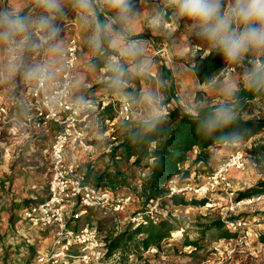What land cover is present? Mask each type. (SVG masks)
I'll return each mask as SVG.
<instances>
[{"label": "rangeland", "instance_id": "374dc122", "mask_svg": "<svg viewBox=\"0 0 264 264\" xmlns=\"http://www.w3.org/2000/svg\"><path fill=\"white\" fill-rule=\"evenodd\" d=\"M134 3L139 16L131 25L128 38L143 44L144 55L137 60L122 56L119 49L109 47L107 42L102 50H94L89 46L87 41L92 32V22L97 18L104 21L105 15L112 14L104 8L102 0H94L90 12H81L72 7L71 0H64V13L57 19V24L62 29L59 51L51 52L45 48L39 52L29 50L18 52L9 45L0 44V58H3L0 60L2 64L0 97L4 100L0 107L7 110V114L0 117V231L4 228L2 223L10 220L11 214H16L14 176L11 172L15 167L24 172L30 171L31 163L28 162L26 151L32 150L31 146L34 145L37 134L44 131H36L24 125L30 114L25 119H20L19 99L25 96L30 98L33 83L32 80L24 79L23 71L26 66L47 64L50 71L56 74L51 83L53 84L59 79L57 70L62 67L63 54L69 40L75 39L79 45L80 57L75 70L72 99L93 101L100 106L106 104L93 118L90 137L91 134L94 136L107 134L110 137L108 142L114 146L107 155H97L93 143L92 152L81 150L85 153L83 160L86 169L84 171L81 168V172L85 175L92 172L90 181L93 183H97L98 178L105 174H118L115 178H106L105 182L111 184L117 193L133 197V201L122 213L106 214L95 210L84 215L80 227L84 225L95 227L106 243L105 239L111 233L121 232L130 224H134L131 219L142 212L144 207L139 194L143 184L142 178L148 171L135 167L133 161L128 162L121 156V150L114 153V149L120 144L119 140L127 132V123L152 121L157 115L165 117L175 107L186 112L188 108H195L197 111L199 107L218 104L224 100L232 102L234 96L226 97L223 89L231 88L236 94L241 88L248 87L245 73L253 67L254 62H264V50L250 51L239 62L224 61V70L221 76L214 80L215 86L211 83L200 84L193 67L198 57H205L213 50L209 44L192 34L190 22L175 16L174 9L167 5L166 0H134ZM0 7L18 9L21 14H28L33 9L32 0H0ZM157 13H160V19L153 27V18ZM84 17L87 18V23ZM113 60L123 65L127 73L126 87L120 92L110 87L112 76L110 74L113 73L109 64ZM138 61L147 64V70L142 74H137L134 70V65ZM12 65H15V70L11 69ZM4 67L7 68L6 72ZM123 104H130L133 110L130 121L124 120L121 116ZM28 107L31 109V106ZM242 114L244 118L264 119V96L246 102ZM106 120L110 122L106 123ZM239 142L247 152L248 167L244 172L232 173L233 196L230 197L223 191L213 192L205 197L209 203L203 207L177 206L169 198L160 201L159 211L162 213L160 221L161 218L172 216L181 219L184 228L175 231L169 240L164 241L161 249L153 247L145 252L141 259L133 255L125 264H264V201L237 205L238 195L248 190L238 186L242 180L240 173H246L251 168L253 173L249 172L246 175V178H251L250 183L256 186L259 181H264V173L260 169L264 161L257 164L256 159L249 153L256 147H264V130L255 141ZM233 150L234 148L231 152ZM68 152L70 151H67V159ZM49 153L50 150L46 157L47 161H44L46 168ZM216 167L213 157L210 166L204 167L202 173L192 174L188 179H180L182 182L200 184ZM120 180L125 182V186L119 183ZM178 196L185 198L187 202L205 199L192 194ZM219 219L225 223V229L235 234L234 238H220L217 230H206L207 225ZM238 220L246 222L247 227L237 231L228 227V222ZM4 238L6 239L7 235L0 234V241ZM54 242L55 233L48 250L53 247ZM192 242H197L198 247L188 246ZM47 251L36 254L35 262L39 254Z\"/></svg>", "mask_w": 264, "mask_h": 264}, {"label": "built area", "instance_id": "2783aa9c", "mask_svg": "<svg viewBox=\"0 0 264 264\" xmlns=\"http://www.w3.org/2000/svg\"><path fill=\"white\" fill-rule=\"evenodd\" d=\"M79 57V45L75 39H70L63 54L62 67L57 70L59 79L50 86L48 79L33 81L29 93L32 113L24 125L36 131L46 130L50 124L59 128L50 146L47 163L48 197L24 212L27 223L40 229H51L55 233L53 247L39 254L36 264H114L106 258L107 244L98 230L90 225L80 227V222L89 211L122 213L133 201L129 194H119L88 182L77 164L67 161L68 150L73 154L81 150L93 151L90 137L93 118L106 105L72 99ZM120 113L124 120L130 121L133 115L130 104H123ZM185 113L188 114L187 111ZM6 114V108L0 107V117ZM247 167V152L238 145L202 183L171 179L166 186L168 197L192 194L205 198L216 191H223L231 197L234 190L232 173L244 172ZM261 201H264V194L241 200L237 205ZM160 207V200L153 201L148 209L137 213L131 221L139 226L158 223L162 215ZM228 227L237 231L247 227V223L231 221Z\"/></svg>", "mask_w": 264, "mask_h": 264}, {"label": "clouds", "instance_id": "9594fccd", "mask_svg": "<svg viewBox=\"0 0 264 264\" xmlns=\"http://www.w3.org/2000/svg\"><path fill=\"white\" fill-rule=\"evenodd\" d=\"M104 8L112 13L92 22L88 44L94 50H102L105 42L113 49H119L124 57L137 60L144 55L143 44L128 38V32L135 18L139 16L134 0H102ZM72 7L81 12H90L94 0H71ZM178 18L190 22L192 34L206 41L227 63L239 62L253 50H264V0H166ZM33 9L21 14L18 9L0 7V44L9 45L14 51L39 52L47 48L51 52L60 50L61 27L57 19L64 13V0H32ZM39 10V11H36ZM35 13V14H33ZM87 23V18L84 17ZM160 19V13L153 18V27ZM110 87L120 92L126 87L127 75L123 65L110 61ZM15 70V65L11 66ZM137 74L147 70V64L138 61L134 65ZM54 74L47 64L26 66L24 79L42 81ZM245 82L250 88H264V62H254L245 73ZM215 86V81L210 82ZM226 97L234 96L231 88L223 89ZM83 103V101H81ZM188 115L198 120L196 131L212 136L220 129L229 127L236 119L235 103L219 102L213 110L201 118L195 108L187 109ZM156 120L160 117L155 116ZM241 133L232 131L218 137L221 141L237 143Z\"/></svg>", "mask_w": 264, "mask_h": 264}, {"label": "trees", "instance_id": "16d2710c", "mask_svg": "<svg viewBox=\"0 0 264 264\" xmlns=\"http://www.w3.org/2000/svg\"><path fill=\"white\" fill-rule=\"evenodd\" d=\"M223 70L224 59L214 49L207 56L198 57L193 67L200 84H209L219 78ZM263 96L264 88L256 89L249 86L241 88L233 98L236 111L235 121L229 127L218 130L212 136L198 133L196 128L199 121L178 107H175L168 116L160 117L159 120L127 123V132L119 140L120 144L114 149V153L121 150V156L128 162L133 161L135 167L148 171V174L142 178L143 184L139 197L144 207L139 213H143L151 202L165 201L166 198H169L166 186L171 179H188L192 174L202 173L204 167L210 166L214 150L227 143L233 144L229 141L219 140V136L237 131L241 133V140L248 141L260 134L264 130V119L244 118L242 112L246 102ZM215 105L217 104L199 107L197 112L203 118L206 113L213 110ZM249 153L256 159L257 164L264 161V156H261L264 154V147H256ZM118 158L116 157V159ZM260 169L264 173V165ZM91 175L92 172H88L86 175L88 182H91ZM117 175L105 174L98 178L97 183L94 184L117 192L111 184L105 182L106 178H115ZM119 183L125 186V182L120 180ZM262 194H264V181H259L256 186L240 193L237 200L241 201ZM169 199L177 206L203 207L209 203L207 198L190 202L179 196ZM225 227V223L219 219L207 225L206 230H217L220 238H234L235 234ZM183 228L182 220L172 216L161 218L159 223L150 222L140 226L130 224L125 230L113 232L105 239L108 250L106 258L114 264L128 263L133 255L141 259L143 254L151 248L161 249L164 241L169 240L175 231ZM188 246L198 247V243L192 242Z\"/></svg>", "mask_w": 264, "mask_h": 264}, {"label": "crops", "instance_id": "0c3cea01", "mask_svg": "<svg viewBox=\"0 0 264 264\" xmlns=\"http://www.w3.org/2000/svg\"><path fill=\"white\" fill-rule=\"evenodd\" d=\"M1 59L3 58H0V60ZM0 66H2V64H0ZM3 69H5L6 72L7 68L4 67ZM0 70H2V67H0ZM53 74L54 75L48 79L49 86L56 77V74ZM3 102V98L0 97V104ZM19 102L20 119H25L28 114L32 113V110L28 107L31 106L32 100L25 96L24 98H20ZM109 122L110 121L106 120V123ZM58 130L59 128L55 125H50L43 133L37 134L34 145L31 146L32 150L30 151L28 149L26 151V155L29 157L28 162L31 163L30 171L24 172L19 167H15L11 172L14 176L13 190L16 203L14 211L16 214H11L10 220L2 223L4 228L1 229L0 234L2 236L7 235V238L0 241V264H35L36 254L47 251L53 242L54 231L51 229H40L27 223L24 219V212L30 206L39 204L48 197L49 182L44 161L46 160L50 146ZM260 134H262V132ZM260 134L252 137L248 142L255 141ZM91 136V143L95 144L97 155H107L112 151L111 148L114 145L108 142L110 137L107 136V134L101 136H94L91 134ZM113 139L114 138H112V140ZM239 141L233 144L227 143L223 147L214 150L213 157L217 166L228 154H230L233 148L235 149L236 146L241 145ZM68 153L70 157L67 159L68 162L74 160L78 169L81 171L82 168V170L85 171V162L83 160L85 158V153L83 151H79L75 155L71 152ZM95 169L97 170V168ZM251 170L250 168L248 172L240 173L242 180L239 182L238 186L241 189H249L253 186L250 183L251 178H246V175L252 172Z\"/></svg>", "mask_w": 264, "mask_h": 264}]
</instances>
